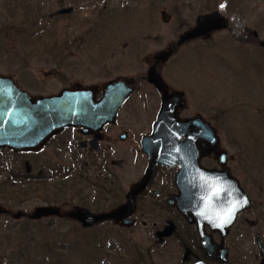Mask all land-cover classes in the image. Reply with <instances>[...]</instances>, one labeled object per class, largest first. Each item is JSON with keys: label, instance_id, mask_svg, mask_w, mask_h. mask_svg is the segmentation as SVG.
Returning a JSON list of instances; mask_svg holds the SVG:
<instances>
[{"label": "rangeland", "instance_id": "rangeland-1", "mask_svg": "<svg viewBox=\"0 0 264 264\" xmlns=\"http://www.w3.org/2000/svg\"><path fill=\"white\" fill-rule=\"evenodd\" d=\"M26 1L34 4L31 6L34 13L37 9L35 6H40L47 13L71 10L70 16L60 19L58 23L52 24L48 19L34 14L38 21L35 22L21 14L11 18L12 8L6 0H0V76L11 77L14 82L33 78L42 85V91L38 92L41 94L33 97L56 95L63 88L76 83L85 87H100L111 80L127 81L135 74H142L147 67L145 61L177 40L185 30L180 28L182 22L184 26L193 27L196 18L206 14L204 8L207 5L204 0H181L183 10L172 15L170 4L164 3L156 8L152 1H142L137 7H134L133 0ZM229 1L211 0V3L214 11L225 18L234 37H239L244 31L256 32L259 39L264 41V0H239L238 3V0H234V8ZM128 5L133 8L128 11L126 19L123 16L118 18L117 13L121 11L125 14L124 9ZM150 6L152 9L149 11ZM162 11L168 14L164 21ZM44 25L48 32L42 36L37 34L31 40L25 38L27 42L24 40L22 43L35 42L34 50L41 57L30 55L24 66L18 56L7 57V52L18 53L22 48L21 29L36 34ZM42 44L56 47L59 63L48 59L47 62L43 61L45 57L40 54ZM22 69L26 72L23 77L22 74L18 76ZM13 73H17L16 76H12ZM164 73L172 81L175 79L182 84L180 87L196 95L197 100H194L195 97L193 99L188 94L190 107L197 109L208 105L214 111L215 122L220 125L218 136L230 155L228 167L253 201L251 210L246 211L241 217L242 221L232 228L229 244L226 242L230 251L229 263L259 264L254 238L258 230L262 231L264 252V194L263 198L259 197L256 189L257 185L264 184V49L255 44H238L227 32L214 33L206 41L183 45L162 65V75ZM138 117L143 123L144 111ZM45 231L42 229L32 237L36 242H21V239H25L22 236L16 241L15 236L20 233L13 229L11 233L0 232V264H54L49 256L52 250L67 255L64 256L67 264H180L181 261L175 244L170 241L165 245L158 244L152 238L149 255L137 257L136 250H130L133 245L126 237L129 234L127 231H120L117 241L107 242L103 239L105 249L100 255L92 254L95 246L88 245L89 241L83 242L85 245L78 242L80 245L73 247L74 232H70V237L66 239L69 248L48 247L51 243L41 247L44 242L40 240ZM55 231L56 228L45 232V235L50 237ZM105 235L107 239L113 236L111 232ZM143 242H138L141 252ZM29 244L34 245L33 257L19 259L21 251H25L24 246ZM55 263L58 264V261Z\"/></svg>", "mask_w": 264, "mask_h": 264}, {"label": "flooded vegetation", "instance_id": "flooded-vegetation-1", "mask_svg": "<svg viewBox=\"0 0 264 264\" xmlns=\"http://www.w3.org/2000/svg\"><path fill=\"white\" fill-rule=\"evenodd\" d=\"M132 82L136 85L135 80ZM144 87V82L138 83L112 122H107L99 130L86 126L70 128L52 137L36 151H0V207L4 211L0 215V225L19 230L41 227L52 231L56 228V233L46 239L62 241L70 237V231H74V225L77 226L69 214L76 208L102 214L122 205L148 164L140 148L141 138L146 133L143 135L135 123L138 116L136 108L144 98L150 103L148 112L153 107L155 109L159 94ZM102 97L103 89L94 91L96 102ZM184 116L188 117V112ZM176 172L177 169L168 171L161 165L156 167L153 181L135 198L132 227H146L150 211L159 209L158 217L153 218L162 223L159 230L174 225V239L184 242L186 238L190 242L176 243V247L180 252L188 249L190 255L197 259L199 247L191 245L196 238L187 233L181 239L182 220L174 209L167 207L168 200L177 194V188L172 184ZM41 208H55L59 214L33 219ZM18 214L21 216L16 218ZM160 223L153 222L151 226L156 229ZM110 226L118 228L112 223ZM97 227L100 226L90 229ZM89 235L86 233L82 238ZM214 237L218 236L214 234ZM16 238L20 239L21 235L17 234Z\"/></svg>", "mask_w": 264, "mask_h": 264}, {"label": "water", "instance_id": "water-1", "mask_svg": "<svg viewBox=\"0 0 264 264\" xmlns=\"http://www.w3.org/2000/svg\"><path fill=\"white\" fill-rule=\"evenodd\" d=\"M223 26L222 20L216 14L201 17L197 20V26L182 36L179 43L220 30ZM260 46L264 47V42ZM167 57L168 54H163L156 60L164 61ZM148 81L158 90H163L154 67L148 72ZM123 86V83H111L106 88L121 93L116 101L118 103L113 107L114 110L130 93V90ZM178 106V98L164 93L160 115L163 116L162 123L165 124L166 121V126L163 125L162 134L172 138V141L165 140L167 146L174 145V140L179 136L177 132L182 127L174 120ZM93 120H97V123L103 122L98 106L91 103L85 92L63 91L57 97L31 99L16 89L11 79L0 77V149L8 148L15 151L34 149L64 128L86 125ZM187 128L188 126L184 127ZM177 156L185 158V154L180 151L177 152ZM194 163L189 168L190 172H194ZM182 174L178 181L180 197L176 205L179 213L189 223L194 222L200 232L203 226L207 225L211 230H219L222 236H225L236 214L248 206V200L227 178L223 179L222 184L215 185L219 183L218 176L215 175L210 182H205L202 177L206 176L198 174L190 182L182 185L186 177V168ZM233 208L236 210L229 216V210ZM203 243L207 256L212 255L213 246L209 244V238H204ZM257 243L261 251V244L259 241ZM260 264H264V259Z\"/></svg>", "mask_w": 264, "mask_h": 264}, {"label": "trees", "instance_id": "trees-1", "mask_svg": "<svg viewBox=\"0 0 264 264\" xmlns=\"http://www.w3.org/2000/svg\"><path fill=\"white\" fill-rule=\"evenodd\" d=\"M6 3L8 4V6H10L12 8V14L14 18L15 15L20 16V14L24 17H29L30 20L35 22H38L35 18H34V14H36L37 17H41L48 19L50 23L55 24L58 23L60 19L62 18H66L69 17V15H63L60 11H57L55 13H47L44 9H41L40 6H35L37 9L34 10L31 8V6H34V4H32V2H27L26 0H6ZM35 22H33L32 24H35ZM39 24V23H38ZM42 30H40L38 33L36 34H31L29 31H27V29H21V33L23 35H21L20 37V42L23 43L24 40L27 42V40H31L32 38H34L35 36H37V34H41L40 36H42L44 33L48 32V29H45V25L44 26H40ZM27 40H26V39ZM35 42L33 43H27L28 47H32ZM24 46H26V44H23ZM45 46H41V48H43Z\"/></svg>", "mask_w": 264, "mask_h": 264}, {"label": "snow or ice", "instance_id": "snow-or-ice-1", "mask_svg": "<svg viewBox=\"0 0 264 264\" xmlns=\"http://www.w3.org/2000/svg\"><path fill=\"white\" fill-rule=\"evenodd\" d=\"M221 7H224V5H221ZM235 210H236L235 208L229 210L228 215L230 216ZM226 222H231V221L230 220H226Z\"/></svg>", "mask_w": 264, "mask_h": 264}]
</instances>
